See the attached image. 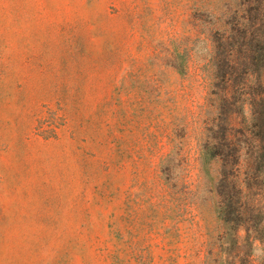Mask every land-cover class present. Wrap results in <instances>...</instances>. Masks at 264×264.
Wrapping results in <instances>:
<instances>
[{"label": "rangeland", "instance_id": "obj_1", "mask_svg": "<svg viewBox=\"0 0 264 264\" xmlns=\"http://www.w3.org/2000/svg\"><path fill=\"white\" fill-rule=\"evenodd\" d=\"M0 264H264V0H0Z\"/></svg>", "mask_w": 264, "mask_h": 264}]
</instances>
